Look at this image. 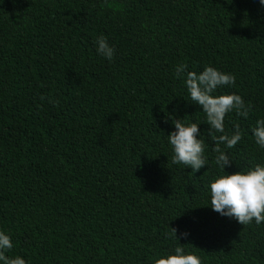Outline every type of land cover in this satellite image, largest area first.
<instances>
[{
    "label": "trees",
    "instance_id": "1",
    "mask_svg": "<svg viewBox=\"0 0 264 264\" xmlns=\"http://www.w3.org/2000/svg\"><path fill=\"white\" fill-rule=\"evenodd\" d=\"M105 36L111 61L97 52ZM207 66L240 95L227 174L264 165L259 0H0V230L27 264H154L183 245L202 264H264V222L211 209L222 169L186 73ZM43 97V99H41ZM196 123L207 165L174 164L172 121ZM167 120V122H165ZM220 135V133H215ZM177 229V238L171 234ZM188 233L184 238L181 233Z\"/></svg>",
    "mask_w": 264,
    "mask_h": 264
},
{
    "label": "clouds",
    "instance_id": "2",
    "mask_svg": "<svg viewBox=\"0 0 264 264\" xmlns=\"http://www.w3.org/2000/svg\"><path fill=\"white\" fill-rule=\"evenodd\" d=\"M259 3L264 6V0H259ZM96 44L98 54L111 61L115 49L109 45L107 38L101 35ZM175 72L178 79L186 73L185 86L190 99L206 115L209 125L208 135L215 145L213 150L217 153L215 163L223 171V174L210 184L211 209L221 216L234 218L242 225L253 221L260 225L264 222V165L227 174L225 169L231 166L232 161L220 147L223 144L231 149L241 141L243 134L239 124L235 125L233 133L229 135L225 131V118L233 111L238 116L247 118L251 104L246 105L243 98L235 93L213 95L218 88L235 84L236 78L231 73H224L213 66L205 67L200 73L187 72L186 64L177 65ZM168 119L175 128V131L168 135V142L174 152L172 162L183 164L192 171L198 172L208 163L205 156V142L197 138L200 136L198 124H186L183 119L173 120L172 116ZM215 133L220 135L217 136ZM252 135L255 143L264 149V119L257 121L256 127L252 129ZM171 234L178 240L177 229L171 228ZM188 235L186 232L181 233L184 238ZM12 249L11 236L0 230V264H27V261L20 256L8 255ZM154 264H202V261L193 253L186 254L183 245L180 244L175 247L174 254L157 258Z\"/></svg>",
    "mask_w": 264,
    "mask_h": 264
}]
</instances>
